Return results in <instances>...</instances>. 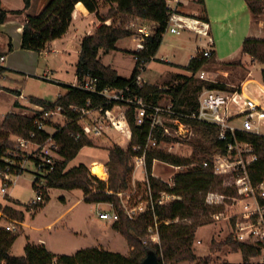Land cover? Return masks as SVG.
Here are the masks:
<instances>
[{"label": "trees", "instance_id": "1", "mask_svg": "<svg viewBox=\"0 0 264 264\" xmlns=\"http://www.w3.org/2000/svg\"><path fill=\"white\" fill-rule=\"evenodd\" d=\"M107 4H112V15H120L122 18L136 17L156 24L154 33L146 38L145 49L134 52L136 66L131 77H121L118 72L109 66H105L99 59L100 50H115L119 40L133 35V32L123 27L117 26L114 22L106 24L103 22L96 31L82 41V50L78 63V78L82 82L85 78H97L98 90L106 87L115 89H125L129 87L134 95L144 96L149 102L157 105L164 94L172 97L174 109L177 112L192 114L199 106L198 93L203 88L229 89L226 84L214 83L205 80H196L192 76H180L185 81L170 89H162L159 86L136 84L138 76L141 74L140 67L146 65L154 59L158 53L166 33L169 14L165 0H104ZM205 5L204 0H198ZM82 2L91 13H97L100 9L99 0H50L43 11L37 16H29L23 26L22 49L42 52L47 45L63 37L73 20L75 6ZM253 15L259 17L264 14V0H246ZM25 10L29 9L32 0H24ZM23 11H15L20 14ZM109 16V17H110ZM8 12L2 6L0 0V25L5 23ZM110 17V18H111ZM203 19L206 20L204 17ZM13 46L10 42L9 50ZM243 52L251 56L255 61L264 64V40L246 39L243 43ZM2 54L0 53V59ZM209 58H193L187 68L188 71L197 73L207 63ZM8 71L0 63V79ZM264 80V70L262 71ZM68 93L55 102H49L39 98H31V102L50 109L62 106L66 109L69 117V124L54 134V138L60 144L59 154L62 160H58L53 168H47L45 178L44 196L45 202L36 208L43 207L50 200L47 189H81L87 203H118V193L129 187V175L133 168L130 165L135 155L142 151H135V147L144 146L147 142L150 125L144 123L137 124L135 108L131 107L127 111V120L132 131V140L127 149L118 145L110 149L109 161L106 163V170L109 173V181L99 179L94 176L89 167L81 163L78 166L69 168L73 161L85 146H93L91 140L82 137L76 140V134L80 127L76 121V114L70 110L71 105L85 106L90 99L94 107H103L104 110L112 109L117 102L106 103V99L98 93L81 89L78 86L65 85ZM1 91V88H0ZM17 103V102H16ZM36 115H39L38 113ZM34 116H27L19 113H9L5 116L0 125V139L4 143L0 146V167L9 165V160L15 162L13 169L21 170V163L25 160L21 157L20 149L10 137L22 136L30 137V133L36 131L34 126ZM190 124L199 135L197 146L207 156L215 152H227L228 144L233 141L218 139L219 130L215 125L204 123L196 119L182 118ZM38 140L42 141L48 137L46 132H39ZM159 137L161 134L157 133ZM240 141L249 143L255 154L256 161L248 166V172L253 184L257 185L264 181V136H258L244 131H237ZM209 144V147L206 145ZM16 150V151H15ZM17 154H16V153ZM159 160L175 166L191 164L189 158L163 151L151 150L147 156V175L151 187L154 202H151L147 209L139 214L136 219H130L123 211H120V221L113 224V227L121 232L127 239L131 248L128 256L111 252L100 248H86L79 250L74 255H55L50 252L44 244L35 245L28 243L25 247L24 256L11 255L19 234L7 230L6 226L0 222V264H143L149 253H155L159 264H181L183 262H196L198 256L195 252L194 242L196 232L199 227L213 222L211 213L220 211L221 206H212L206 202L209 192L219 191L226 196L235 197L238 195L236 188L223 186L224 180L221 175L214 173L212 166L207 168L195 167L185 172L175 175L174 186L159 180L153 175L154 161ZM209 159L201 158V162ZM24 172V171H23ZM38 179L33 183L37 188ZM168 194L181 199H173L163 204L155 203L162 194ZM4 219L12 217L22 224L25 214L15 210L10 206H3L0 203V213ZM157 224L160 242L146 239L150 236L149 228ZM235 250L242 251L244 255L243 264H264L252 262V257H258L262 253V248L241 242H232Z\"/></svg>", "mask_w": 264, "mask_h": 264}, {"label": "rangeland", "instance_id": "2", "mask_svg": "<svg viewBox=\"0 0 264 264\" xmlns=\"http://www.w3.org/2000/svg\"><path fill=\"white\" fill-rule=\"evenodd\" d=\"M100 1V9L97 12V19L100 22H105V19L112 15L111 7L114 5L107 4L104 0ZM45 0H32V8L30 10V14L32 16L39 15L45 5ZM3 6L5 9L18 10L24 8V0H3ZM25 14V13H24ZM105 17V19H104ZM111 17V16H110ZM22 20L25 19V15L20 16ZM104 20H103V19ZM97 22L99 23V21ZM111 22L115 23L117 26L123 24V27L127 30L133 32V35L129 38H124L120 42V46H124L129 49L136 50V43L134 42V35L138 34V27L143 24H152L147 20L138 19L136 17H126L122 18L120 15L115 17H111ZM111 23V24H112ZM133 23L136 25L133 26ZM84 33V31H82ZM71 37V49L70 54L63 55L57 53H43L42 57H40L39 64L35 61L34 57L32 60H28L27 56L23 58L22 55V70H11L8 67V71L1 77L0 80V125H2L4 118L7 114L15 112L19 114H24L27 116H34L41 111L38 107L30 108V109H18L15 106L16 95L11 90L5 88L10 87L12 89H20L22 90L24 99L28 100L29 96L43 97L45 99L54 101L59 97V92L62 91L63 88L60 84L51 83L50 79L47 80L44 77V71L46 67L51 68L56 71L55 78H60L66 80L67 82H72L73 76L75 75L76 64L79 59V54L77 49H80V42L76 39L75 32L71 33L69 38ZM195 39H200V36L194 35ZM204 46L208 44V38H202ZM5 36H0V42H5ZM188 36L184 33L181 36H177L175 34L167 31L164 34V48L162 52L159 54V58L162 56H166L165 52L174 53L177 55L176 58H170L172 61L176 63H181L182 65H186L188 60L192 57V47L188 45ZM193 41L194 40H189ZM0 50L3 52L4 50L0 47ZM9 54V53H8ZM40 56L39 53H36ZM195 55V52L193 53ZM190 57V58H189ZM37 60V59H36ZM29 61V63H28ZM103 62L107 65H111L113 68L119 70V73L123 77H130L135 68V55L133 53H129V51H124L122 53L111 52L103 57ZM38 64V65H37ZM31 65V66H30ZM37 65V69H34V66ZM251 64L247 61L237 60L233 63H219L215 61L214 57L209 58V62L202 68L206 71L207 79L205 81L214 82V83H223L230 89H236L242 86V83L248 79L251 72ZM178 72H182L181 68L175 67L173 64L164 63L159 60H151L148 64H146V69L142 72L143 85H151V86H159L162 89H170L173 87H177L181 85L185 79L180 78L176 74ZM24 73L31 74L33 76L24 75ZM36 75V76H34ZM188 76H191L189 73ZM196 80H201L197 74L192 76ZM251 89L257 90L254 92L256 95H259L264 102V93L259 88V85H251ZM22 100L21 102H26V100ZM161 104L167 105L172 103V97L168 94H164ZM58 124L66 123L65 118L58 117ZM237 123H240L238 120ZM192 127V126H191ZM50 132H53V128H48ZM193 130V135H190L185 138H179L178 144L172 149V153L181 157L191 159L192 163L199 164L201 162V158L207 157L209 160L213 158L218 151L215 152L211 156H207L200 148L197 146V140L200 139L197 132ZM15 143L16 136L10 137ZM126 137H123L120 133L117 132V136L115 138L114 133L111 131L108 134H105L103 137L99 138L96 141H93L94 147L101 149L98 150L91 146L83 149L80 154L73 161L70 162L69 168L78 166L82 162H86L89 167H91V163L96 161L97 163L104 164L105 177L99 178L106 182L109 181V173L106 170V161L109 158V153L107 150H110L113 146H123L127 147L125 142H122ZM110 139V141H108ZM116 139L117 142L114 140ZM4 143L3 138L0 139V146ZM209 147V144L206 145ZM16 151V150H15ZM33 148H28L20 151L21 157L24 156L25 160L22 162V166L24 167V172L18 178L16 184L11 186L6 194L1 192V188L3 186L2 179L0 178V203L3 206H10L15 210L22 211L25 214V220L23 223L25 224H15L17 226L16 233L19 234L17 241L11 249V255L13 256H24L25 255V245L29 240L38 241V236L40 234V230H44L45 226L51 221L57 219L61 215L62 224H69L73 226L76 231H81L83 234L76 237L74 240V244L80 247L85 246H93L98 245L99 243L104 245L108 251L120 253L128 256V246L125 237L121 234L118 235L114 233L110 227L107 225L108 223L99 218L98 212L99 210H110L109 203H105V206L100 205H86L82 204L77 209H72L68 211V208L77 201L82 192L79 189L76 190H65V189H47L51 200L47 204V207L43 210L39 208H32L30 205V201L36 197V191L33 187V183L36 179V172L38 169L35 165V162L30 160V156H33ZM16 153V152H15ZM17 154V153H16ZM55 159L62 160L59 154L55 155ZM159 161V160H158ZM133 168L132 173L129 175V187L126 190L120 191L118 193V203L121 205V200L127 203V206L133 207L144 202V210L147 209L151 202L150 200V192L148 190L146 180L148 179V175L145 172L143 175V171H139V177H143L140 180L136 176V169L134 167V158L130 164ZM191 167L186 168L185 170L191 169ZM154 171L156 174H159L160 177H156L159 180H164L166 182L174 183L175 175L181 170H177L167 164L165 162H158L155 165ZM93 174V173H92ZM224 183L223 186H231L236 188L238 195L235 197L238 200H234L232 198L226 199V201L220 205V211L212 212L211 218L213 220L212 224L215 223L219 227V232L214 235V243L212 247L213 254L216 255L217 252H220L222 247L226 246V250L234 251V244L232 242H240L237 238L236 234V223L238 221H246L244 217L245 212V201L240 202L241 199L247 198L245 195L242 196L241 192H239L236 187L235 181L237 178L236 174L227 173L221 175ZM163 181V182H164ZM42 184H45V181L41 180ZM217 193H221L219 191H214ZM62 197H65L64 201ZM166 199V198H165ZM45 200V196H44ZM173 200V199H172ZM117 203V201H115ZM43 203V202H42ZM40 203V204H42ZM111 203L114 205L116 209H119L118 204ZM210 205V204H209ZM217 206V205H212ZM74 210V211H73ZM215 214H223V218L217 220L213 216ZM0 216H3V213H0ZM8 219H4V217L0 220L5 226L13 225L15 222L19 223L17 220L13 219L11 216L6 217ZM24 225V226H23ZM204 226L200 231V236L198 239L202 241V245H198L200 250L204 249L210 242V234L212 230H214L215 225ZM109 230L111 235H109ZM30 235V236H29ZM146 239H150V236H146ZM28 240V241H27ZM68 241V240H67ZM65 241V242H67ZM63 244V241L61 242ZM264 246V244H263ZM65 254H68L71 250L64 249ZM215 257L210 256L207 258H203V263L205 260L213 261ZM253 262H264V247L262 249V253L258 257H254L251 259ZM195 263V262H192Z\"/></svg>", "mask_w": 264, "mask_h": 264}, {"label": "built area", "instance_id": "3", "mask_svg": "<svg viewBox=\"0 0 264 264\" xmlns=\"http://www.w3.org/2000/svg\"><path fill=\"white\" fill-rule=\"evenodd\" d=\"M169 19L166 32L169 31L175 35H181L186 31L193 32L202 38H208V45L206 48L193 58H211L213 57V38L211 37V25L209 21L198 16L189 15L182 11L181 4L184 0H165ZM121 25V24H120ZM136 24L133 23V26ZM156 24H143L137 29L139 35L135 34L134 42L136 43V51L145 49L146 38L154 33ZM5 57H1L0 63L3 64ZM145 66L140 67L141 74L136 80V84L143 86L142 72ZM191 76L197 74L201 80H206V71L201 69L197 73L190 72ZM1 80V79H0ZM98 79L88 77L82 82H78L77 86L81 89L98 93L106 99V103L117 102V104L108 110L103 107H94L92 101L89 99L85 106L71 105L70 110L76 114V121L80 130L73 134L76 140H80L83 136L89 140L93 138L103 137L108 134L111 128H114L123 137H129L132 140V131L127 120V111L135 108L137 124L142 125L148 123L150 125L147 142L144 146L135 147V151H142L141 154L135 155L134 167L135 169L142 168L147 173V156L151 150L163 151L173 154L172 149L178 144L179 138H185L193 135V130L190 124H187L182 118H191L198 121L215 125L218 130V139L220 141H227L232 138L227 146L226 153H216L212 159L205 160L199 164H188L182 166H175L165 163L181 172H185L186 168L192 166L207 168L212 166L215 174L223 175L227 173L236 174V187L242 196L245 195L248 199H241L240 202L245 201V218L246 221H238L236 223V236L241 243L254 245L263 249L264 244V181L255 185L252 183L248 166L257 159L253 147L247 143L240 141L237 137V131H244L246 133L264 136V102L259 95L252 92L247 86L242 85L236 89H220V88H203L198 93V108L192 114L177 112L174 109L173 103L163 105L161 103L155 105L149 102L144 96L134 95L131 93L129 87L125 89H115L113 87H106L103 90H98ZM21 98H25L20 95ZM35 115L34 126L36 131L30 133V137H16L17 146L20 150L33 148V156L30 160L35 162L38 169L36 172L38 179L36 197L30 201L32 208L37 207L44 200L45 181L44 176L47 174V168L54 167L57 160L55 155L59 154L60 144L54 138V134L65 128L69 124V117L67 111L62 106L55 108H41V111ZM65 118L66 123L58 124L57 118ZM240 123H237V121ZM48 128H53L50 132ZM39 132H46L48 137L42 141L38 140ZM161 134V137L158 134ZM125 142V139H122ZM130 143H128L129 147ZM122 148V147H121ZM60 155V154H59ZM157 161V160H155ZM15 162L9 160V165L0 167V178L3 186L1 192L6 194L8 189L16 184L20 175L24 171L21 163V170L13 169ZM103 169H104V165ZM35 179V180H36ZM164 181V180H163ZM170 186L174 183L166 182ZM148 190L150 192V200L154 202L149 181H146ZM166 198V199H165ZM232 198L238 200L236 197L226 196L222 193L209 192L206 197V202L210 205H222L226 199ZM172 199H181L180 197L162 194V196L155 200V203L163 204ZM109 209L99 210V218L108 223H116L120 221V211H123L130 219L134 220L137 216L143 213L144 202L141 201L136 206H127V203L121 200L119 209L109 203ZM2 216H0L1 218ZM219 220L223 218V214H215L213 216ZM18 224L6 226L7 230L15 232ZM150 238L156 243L160 242L157 224L149 228Z\"/></svg>", "mask_w": 264, "mask_h": 264}, {"label": "crops", "instance_id": "4", "mask_svg": "<svg viewBox=\"0 0 264 264\" xmlns=\"http://www.w3.org/2000/svg\"><path fill=\"white\" fill-rule=\"evenodd\" d=\"M45 1L47 2L46 3V5H47L50 0H45ZM204 1H205V5L199 3L198 0H184V2L181 4V9L186 14L198 16L200 18L205 17L206 20L209 21V23L211 25V37L213 38V45L211 46V48L213 49V54H214L213 57H214L215 61H217L219 63H233L237 60H243L244 62L245 61L249 62L251 64V67H250L251 72L249 74L250 77L248 79H246L242 83V85L247 86L252 92H257V90L251 89V85H253V84L259 85V88L264 93V80H263V75H262V71L264 70V64L259 63L258 61H255L251 56H249L243 52V43L246 39L252 38V39H263L264 40V14L259 16V17H256L255 15H253V13H252L250 7L248 6L246 0H204ZM46 5H45V7H46ZM2 6H3V0H2ZM3 8H4V6H3ZM31 8H32V4H31V7L29 9L25 10V3H24L23 9L12 10V9H5L4 8L8 12V17L5 21V23L0 25V36H5L6 40H5V42L4 41L0 42V47L4 50L3 52L0 50V53L2 54V57H5V61H4L3 65L6 68H8V67H10V69L12 68L11 70H18L19 71V70H22L21 68H24L22 66V64H24V62H22L21 60H22V57L23 58L26 57L25 55H28L27 58L29 61L32 60L34 57H36L35 61L38 62V64H39L40 57H42L43 53L53 52V53H57V54L61 53L63 55L70 54L69 48L71 49V47H72V45H71L72 41L70 40L71 37L69 38V36L73 32H75L76 39L78 40V42H80L81 47H80V49H77V50H79L78 54H79V58H80L83 39L89 35H92L96 31V29L103 23V22L101 23L100 20L97 19V17H96L97 13L89 12L88 9L85 7V5L82 2H80L75 6V11L73 13L72 23L69 27V30L67 31V33L63 37L50 42L47 45V48L42 52L25 50V49H22L23 26H24L25 21L28 19V17L32 16L29 13ZM15 11H23V12L20 14H16V13H14ZM22 15H25L24 20H22L20 18V16H22ZM104 19H105V17H104ZM97 20L99 21V23L97 22ZM105 23L111 24L112 23L111 18L110 17L106 18ZM82 31H84V33H82ZM184 33L186 34V36H188L189 40H194V42L193 41L191 42L189 40H187L188 42H186V43H188V45H190V47H192V49H191V51H192L191 56L192 57L196 56L197 54H200L202 50H204L206 48H210L208 44H207V46H204L205 43L202 44L203 41H201V40H203V39L201 36H200V39H195V38H193L194 35H196V36H199V35H197L193 32H189V31H186ZM183 34H181V35H183ZM181 35H177V36H181ZM127 38H129V37H127ZM122 40H124V38L117 42V44H116L117 49L110 50V51L100 50V52H99V59L101 60V62L105 66H109L112 69L116 70L119 75H120L119 70H117L116 68H113L111 65L105 64L103 62V57L106 56L107 54H110L111 52L122 53L124 51H129V53H133V54H134V52H136V50L129 49V48H126L124 46H120V42ZM10 42L12 43V46H13L12 50H9ZM163 48H164V39H163L162 45H161L158 53L154 57V60H159V61L164 62V63L173 64L175 67L181 68L182 72H178L176 74L179 77L184 76V75L188 76V74L191 71H188L187 68L190 64L192 57L191 58L189 57L190 59L188 60V63L186 65H182L181 63H176L175 61H172L170 58H176L177 57V55H175L174 53L165 52L166 56H162L161 58H159V54H160V52H162ZM194 52H195V55H193ZM36 53H39L40 56ZM20 54L22 55V57L20 56ZM135 60H136V57H135ZM29 61H28V63H29ZM78 63H79V59H78V62L76 64L75 75L73 76L71 83L67 82L66 80L60 79V78H55V75H57L56 71L51 69V68L46 67V69L44 71V77H46L47 80L50 79L51 83H55V84L57 83L63 87V88H61L62 91L59 92L58 98L66 95L68 93V89L65 87V85L77 86V84L79 82ZM37 65L34 66L35 70H38ZM135 66H136V63H135ZM145 69H146V66H145ZM24 75L33 76L31 74H28V73H24ZM34 76H36V75H34ZM121 77H123V76H121ZM130 77H124V78L129 79ZM5 88H7V89H9L15 93V95H16L15 106L18 109H27V108L30 109V108H36V107L37 108L39 107L40 109L43 108L40 105L32 103L31 98H39V99H43V100H46L49 102H55L58 99L57 98L56 100L51 101V100L45 99L43 97L29 96L28 100H26V99L20 97V95L24 96L21 88L20 89H12L10 87H5ZM23 99L26 100V102H21ZM111 131L114 133L115 138H116L117 131L114 128H111L108 133H110ZM98 139L99 138H93V139H91V141L93 143V141H96ZM108 141H110V139H108ZM114 141L117 142L116 139ZM130 142L131 141H130L129 137L127 136L125 138L126 145L128 146V143H130ZM86 147H89V146H85L83 149H85ZM91 147L96 148V147H94V143H93V146H91ZM121 147L124 149L128 148V147H123V146H121ZM96 149H98V148H96ZM98 150H101V149H98ZM107 151L110 155V150H107ZM108 161H109V158L107 159L106 163ZM158 162H160V161H158V160L154 161L153 175L155 177H160L159 174H156L154 171L155 165ZM82 163H84L88 166V164L86 162H82ZM95 164H99V163H97L96 161H93L91 163V167L88 166L91 173H92V167ZM101 165H104V164H101ZM140 170H142L143 175H145V171L142 168H139L136 170V176L140 180H142V178L144 176L139 177V171ZM104 172H105V170H104ZM105 174L107 176L106 172H105ZM93 175L97 176L95 174H93ZM74 190H76V189H74ZM79 190H81V189H79ZM81 192H82V194H81L80 198L77 201H75L68 208V211L72 210V209H74V210L77 209L83 203L86 205H91V206L95 205V204L100 205V206H105V203H87L85 201V196H84V193L82 190H81ZM62 199L64 201L66 200L65 197H62ZM50 200H51V197H50ZM50 200H49V202H50ZM49 202H47L43 207L39 208V210L40 209L44 210L47 207V204ZM62 216L63 215H61L57 219L48 223L45 226L44 230L39 231L40 234L38 236V241H36V242L33 241L32 237H31V240H29L30 242H27V244L28 243L35 244V245L44 244L46 246V248L55 255H74L79 250L86 249V248H100V249L107 250V248L104 247V245H102L100 243L98 245H93V246L89 245V246H85V247H80V246L75 245L74 240H76V237L83 234V232L76 231V229L73 226H70L69 224L60 223ZM22 224H25V223H22ZM107 225H110V227L114 233H116L118 235L122 234L121 232H119L118 230H116L113 227V223H108ZM210 225H215V228H214V230H212V232L210 234V242L202 250H200L198 245H202L203 243L200 239H198V237L200 236V231L203 229V227L209 226V225H204V226L199 227L197 232H196L194 248H195V252L199 258L198 261H196L195 263L186 261V262H183L181 264H243L244 263V255H243L242 251H240V250H234V251L229 250L228 251L225 248L226 246H224V247H222L220 252H217L216 255L213 254L212 247H213V243H214V235L217 234V232H219V227L215 223H213V224L211 223ZM109 233H110V230H109ZM109 235H111V233ZM125 239H126V237H125ZM62 241H63V244H61ZM65 241H67V242H65ZM126 241H127V239H126ZM26 245H25V247H26ZM127 246H128V253H129L131 248L129 246L128 241H127ZM64 249H70L71 251L68 254H65ZM210 256L215 257L213 259V261L205 260V262L203 263V258L205 259V258L210 257ZM252 258H254V257H252ZM261 263H264V262H261Z\"/></svg>", "mask_w": 264, "mask_h": 264}, {"label": "bare ground", "instance_id": "5", "mask_svg": "<svg viewBox=\"0 0 264 264\" xmlns=\"http://www.w3.org/2000/svg\"><path fill=\"white\" fill-rule=\"evenodd\" d=\"M80 5V4H79ZM92 173L103 178L105 177V172L103 170V166L100 165V164H95L93 167H92Z\"/></svg>", "mask_w": 264, "mask_h": 264}, {"label": "water", "instance_id": "6", "mask_svg": "<svg viewBox=\"0 0 264 264\" xmlns=\"http://www.w3.org/2000/svg\"><path fill=\"white\" fill-rule=\"evenodd\" d=\"M143 264H159L158 258L155 253H149Z\"/></svg>", "mask_w": 264, "mask_h": 264}]
</instances>
